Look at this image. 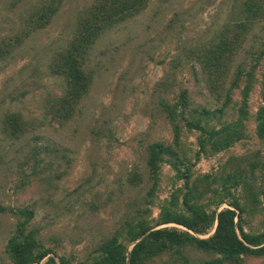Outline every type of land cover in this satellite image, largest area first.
<instances>
[{
    "label": "rangeland",
    "instance_id": "rangeland-1",
    "mask_svg": "<svg viewBox=\"0 0 264 264\" xmlns=\"http://www.w3.org/2000/svg\"><path fill=\"white\" fill-rule=\"evenodd\" d=\"M47 1L0 0V46L25 30L30 16ZM241 1L150 0L140 14L106 30L87 58V70L93 75L91 89L65 123L55 118L51 103L64 95L66 86L50 67L69 46L84 12L96 0H64L47 28L32 33L10 55L0 58V264H10L6 246L18 221L12 208L34 212L30 229H38L41 243L51 249L41 264L50 257L57 264L61 259L85 262L138 208L146 209L141 205L154 184L147 147L156 142L171 145L175 137L160 99L173 101L178 91L188 89L193 107L215 110L222 106L224 100L210 95L193 52L215 40L227 25L242 20ZM263 51L264 15L245 36L229 79L238 65ZM262 64L260 72L264 60ZM240 98L236 91L235 100ZM262 103L258 83L249 97L253 115ZM11 116L21 124L18 135L12 134L7 123ZM183 142L197 150L195 134L186 133ZM232 156L239 160L228 164L227 171L241 165L260 197V203H250L243 214L245 231L262 233L264 142L256 135L254 119L247 123L244 139L231 150L199 158L188 153L186 167L194 178L219 177L220 166ZM135 171L142 178L133 184L130 178ZM175 175L168 164L162 166L151 219L159 218L158 204L183 186L184 181ZM217 190L218 184L202 182L199 202L212 203ZM215 207L212 204L211 209ZM216 208L232 206L224 202ZM168 226L178 225L157 228ZM134 244L128 245L129 252ZM176 255L166 253L148 264H182ZM183 256L190 264L216 258L196 249L184 251ZM242 264H264V258L246 257Z\"/></svg>",
    "mask_w": 264,
    "mask_h": 264
},
{
    "label": "trees",
    "instance_id": "trees-1",
    "mask_svg": "<svg viewBox=\"0 0 264 264\" xmlns=\"http://www.w3.org/2000/svg\"><path fill=\"white\" fill-rule=\"evenodd\" d=\"M63 1L48 0L38 8L28 19L25 30L3 41L0 58L10 55L32 33L47 28ZM149 1L96 0L84 12L75 37L56 56L50 67L52 74L62 77L66 86L64 95L51 103L54 116L61 123L69 122L75 116L78 106L91 89L93 75L86 66L92 46L106 30L144 11ZM262 3V0H242L239 18L242 20L227 25L215 40L193 52L210 95L217 100H224L220 108L211 110L193 107L188 89L178 91L173 101L168 97H161L162 112L172 124L175 137L171 145L156 142L147 147V164L154 184L144 202L142 201L144 204L141 206L145 205L146 209L138 208L133 213V218L124 221L120 231L99 245L81 264H148L166 253H176L177 262L180 258L182 264H190L183 256L188 249L216 256L215 259L197 264H242L246 257L264 258V232H246L243 219V214L247 213V205L260 203L257 188L253 181L250 182L241 165L227 171V165H235L239 159L235 156L227 159L220 166L219 177L205 175L194 178L190 168L186 167L190 160L188 153H194L199 158L202 154L231 150L244 139L247 123L252 119L255 120L257 137L264 142V71L260 72L264 51L258 55L253 53L249 63L238 65L233 78L229 79L231 64L241 49L245 36L264 15ZM258 83L262 88L263 103L253 115L249 109V97ZM236 91H240L239 101L235 100ZM228 110L233 115H228ZM7 121L13 135L22 131L15 116ZM186 133L196 135L197 150L184 145ZM180 152L183 154L182 159ZM164 164H168L176 172L175 177L183 180L184 184L175 188L169 199L158 204L159 218L151 219V207L158 203L157 191ZM193 166L192 163L191 167ZM261 166L264 175V163ZM141 178V174L135 171L130 182L136 184ZM202 182H208V185L216 183L219 187L216 200L208 205L199 202L203 193H199L198 186ZM247 194L252 196L251 200L246 198ZM224 202H228L232 208L218 211L216 207ZM212 204H215V209H211ZM11 213L18 221L6 246L10 264H41L51 254V249L41 243L38 229H30L34 212L24 207L12 208ZM170 224L182 229H178V226L157 228ZM213 231L215 233L209 238H201ZM132 243L135 244L129 252L128 245ZM46 264L57 262L50 257ZM60 264H71V261L61 259Z\"/></svg>",
    "mask_w": 264,
    "mask_h": 264
},
{
    "label": "water",
    "instance_id": "water-1",
    "mask_svg": "<svg viewBox=\"0 0 264 264\" xmlns=\"http://www.w3.org/2000/svg\"><path fill=\"white\" fill-rule=\"evenodd\" d=\"M214 233H215V231H214L211 235H213ZM211 235H210V236H211Z\"/></svg>",
    "mask_w": 264,
    "mask_h": 264
},
{
    "label": "bare ground",
    "instance_id": "bare-ground-1",
    "mask_svg": "<svg viewBox=\"0 0 264 264\" xmlns=\"http://www.w3.org/2000/svg\"><path fill=\"white\" fill-rule=\"evenodd\" d=\"M214 232V231H213Z\"/></svg>",
    "mask_w": 264,
    "mask_h": 264
}]
</instances>
